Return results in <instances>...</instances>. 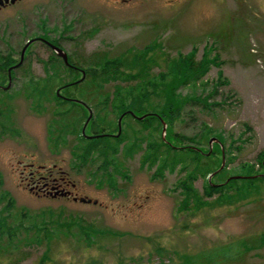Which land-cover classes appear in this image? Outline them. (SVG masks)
Returning <instances> with one entry per match:
<instances>
[{
  "label": "rangeland",
  "instance_id": "rangeland-1",
  "mask_svg": "<svg viewBox=\"0 0 264 264\" xmlns=\"http://www.w3.org/2000/svg\"><path fill=\"white\" fill-rule=\"evenodd\" d=\"M43 2L45 8L38 11L26 4L0 12L3 55L10 54L17 63L27 40L43 36L58 41L59 47L76 61L100 50L111 56L127 49H141L151 42L173 56L192 49L197 59L218 56L219 65L211 64L204 80H215L220 70L230 83L221 86L219 92L229 98L223 102V96L218 94L215 99L221 104L212 113L196 108L195 116H184L174 128L193 135L200 121H205L224 135L236 138L242 134V140L235 143L240 149L233 151L236 159L229 166L252 162L256 153L264 149V0ZM53 52L39 41L31 43L24 53L23 66L12 74L10 87L0 97L21 93L30 78L41 81L47 77L51 69L46 62ZM157 71L159 68L154 69ZM64 92L62 89L61 94ZM43 100L44 97L24 100L18 95L7 101L12 109L7 110L6 124L12 129L0 140V174L18 208L28 209L32 215L42 212L37 217L39 227H48L52 239L18 245V254L6 264H36L45 252L48 259L43 264H179L182 256L194 257L222 244H230L233 255L242 248L241 241L264 232V197L238 208L218 207L192 216L178 212L173 188L183 173L176 168L153 179L155 167L141 163V150L122 161L120 167L127 172L128 180L113 170L115 187L104 182L105 187L98 188L100 162L81 169L77 166L72 154L77 135L63 134L61 127H56ZM106 116L114 129L117 118ZM1 118L5 120V116ZM242 122L251 125L253 131H246ZM121 128L125 129V125ZM127 131L139 132V127L131 123ZM154 134L157 136L159 131ZM144 146L141 144V149ZM31 164L33 169L55 165L53 172L59 188L71 191V196L37 193V187L29 190L33 184L24 177ZM204 182L202 177L194 180L200 193ZM73 196L96 203L74 201ZM50 214L53 221L48 220ZM242 255L233 262L217 259L213 264H264V246Z\"/></svg>",
  "mask_w": 264,
  "mask_h": 264
},
{
  "label": "trees",
  "instance_id": "trees-1",
  "mask_svg": "<svg viewBox=\"0 0 264 264\" xmlns=\"http://www.w3.org/2000/svg\"><path fill=\"white\" fill-rule=\"evenodd\" d=\"M108 53L106 50L93 52L81 61L67 54L68 64H65L53 52L54 55L46 62L51 69L47 77L41 81L30 78L21 93L0 97V117L5 116V120H0V140L8 136L7 130L12 129L6 124L7 110L12 109L8 100L18 95L24 100L44 97V105L56 127L59 125L63 134L71 132L77 135L72 153L77 166L81 169L100 162L98 188H104V182L115 187L113 170L128 180L127 172L121 168L122 161L141 150V163L147 164L148 168L155 167L153 179L161 178L165 171L173 172L176 168L183 173L173 188L177 193L178 212L192 216L218 207L238 208L262 201L264 149L256 153L252 162L240 161L229 166L236 159L233 151L240 149L235 143L242 140V134L236 138L232 134L224 135L223 131L205 121H200V128L193 135L180 133L174 128L176 121L184 116H195L196 108L212 113L213 108L221 104L215 99L218 94L223 96V102L229 98V95L219 92L221 86H229L230 83L220 70L215 80H204L210 65H219L218 56L203 55L197 59L194 49L173 56L162 51L155 42L116 55L109 56ZM12 59L10 54L0 52V95L10 87L12 74L23 66L24 54L17 63ZM155 68L159 71L154 72ZM107 87L113 90L108 91ZM182 88L189 91L183 93ZM62 89L65 94H61ZM68 89L75 92H66ZM108 114L117 118L114 129L106 122ZM120 117L125 129L121 128L116 135ZM131 123L139 127L140 133L128 134ZM241 124L246 131H253L247 122ZM50 137L48 139L52 142ZM212 138L216 140L210 143ZM141 144L145 145L142 149ZM223 159V166L219 169ZM197 177L205 179L201 193L194 186ZM41 213L32 215L28 209L18 208L12 193L4 187L0 174V264H6L5 261L18 254V245L52 239L48 227H39L37 217ZM51 217L52 214L48 220L53 221ZM63 227L67 228L68 224ZM86 235L90 239L88 233ZM240 243L242 248H238L233 255L230 244H222L218 248L201 251L194 257L182 256L179 264H213L217 259L219 262H233L245 251L264 246V232ZM46 259L45 252L36 264H43Z\"/></svg>",
  "mask_w": 264,
  "mask_h": 264
},
{
  "label": "flooded vegetation",
  "instance_id": "flooded-vegetation-1",
  "mask_svg": "<svg viewBox=\"0 0 264 264\" xmlns=\"http://www.w3.org/2000/svg\"><path fill=\"white\" fill-rule=\"evenodd\" d=\"M121 2H128L132 0H118ZM29 5L30 8L34 9L35 11H38L39 9H44L45 2L43 0H0V12L7 10V9H13V8H18L23 5ZM33 39L29 44L34 43L36 41H39L46 46H48L51 50L52 47L50 44L53 45H59V42L52 39V40H47L43 36H35L32 38H29L28 40ZM27 40V41H28ZM28 44V45H29ZM24 46V45H23ZM25 51V50H24ZM54 51V50H53ZM21 57V55H20ZM55 168V165H53L51 168H46L44 166H39L37 169L32 168V164L29 167L28 175L24 177L25 180L28 182H32L33 186L29 188V190H33L34 188L37 187V193L42 192L46 195L53 196V193L55 191H67L68 193L66 195H63L65 197H70L71 196V191L65 189V188H59L60 183L58 182V177L54 174L53 169ZM40 170H44L43 173L40 172ZM23 173V172H21ZM59 180H63L62 177H59ZM65 182V180H63ZM72 187L74 186L73 184L71 185ZM57 196V195H54ZM61 196V195H60Z\"/></svg>",
  "mask_w": 264,
  "mask_h": 264
},
{
  "label": "water",
  "instance_id": "water-1",
  "mask_svg": "<svg viewBox=\"0 0 264 264\" xmlns=\"http://www.w3.org/2000/svg\"><path fill=\"white\" fill-rule=\"evenodd\" d=\"M32 40H33V39L28 40V41L24 44V46L22 47V49H21V58L23 57V54H24V50H25V48L28 46V44H29ZM50 45H51L52 49L54 50V52H55L60 58H62L63 62H64L65 64H68V56H67V53L65 52V50L62 49L61 47L57 46V45H53V44H50ZM8 86H9V84L7 85V87H8ZM89 116H90V115H89ZM120 129H121V117L118 119V130H117L116 135H118V134L120 133ZM164 130H165V125H163V129H162V131L164 132ZM82 132H84V126H83V129H82ZM163 132H162V135H163ZM215 140H216V138H212V139L210 140V143H211L212 141H215ZM222 166H223V161H222V164H221V166L219 167V169H220ZM211 176H212V174L208 176V179H210ZM67 193H68L67 191H62V190H59V191H58V190H57V191H55V192L53 193V196H54V195H61V196H63V195H66ZM72 199H73L74 201L78 200V201H81V202H84V203H89V202L96 203V200H91L90 198H85V197H77V196H73Z\"/></svg>",
  "mask_w": 264,
  "mask_h": 264
}]
</instances>
